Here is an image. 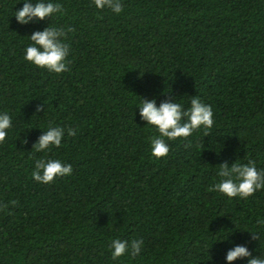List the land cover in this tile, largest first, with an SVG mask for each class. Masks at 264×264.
<instances>
[{"label": "trees", "instance_id": "16d2710c", "mask_svg": "<svg viewBox=\"0 0 264 264\" xmlns=\"http://www.w3.org/2000/svg\"><path fill=\"white\" fill-rule=\"evenodd\" d=\"M55 2L59 14L21 25L22 2L0 0V111L13 118L0 143V264H224L235 244L264 254V235L248 233L264 190L212 191L221 163L264 168V0H122L120 15ZM48 23L66 31L61 74L23 59ZM191 96L212 106L213 128L151 158L140 98L188 107ZM49 123L77 130L47 154L73 171L41 184L31 171L45 154L31 148ZM114 238L142 239L141 253L113 260Z\"/></svg>", "mask_w": 264, "mask_h": 264}, {"label": "clouds", "instance_id": "9594fccd", "mask_svg": "<svg viewBox=\"0 0 264 264\" xmlns=\"http://www.w3.org/2000/svg\"><path fill=\"white\" fill-rule=\"evenodd\" d=\"M20 2L23 6L15 11L13 16L21 25L50 20L61 12V5L55 0ZM90 6L97 10L108 9L115 15H120L123 11L122 0H91ZM27 37L29 44L25 47L23 56L26 62L56 74L69 70L67 57L70 47L65 42L67 35L64 28L48 23L42 30L34 31ZM135 109H139V118L145 122V126L153 128L157 133L150 138L149 143L150 157L154 159L167 156L170 147L166 141L186 139L198 130H203L207 134L215 123L212 106L204 103L199 96H191L188 107L177 102L175 97L159 104L155 99L140 98V104ZM12 121L13 118L7 111H0V143L5 141L9 130L12 129ZM41 132L31 149L34 153H44L45 156L35 160L31 178L41 184H50L56 178L71 176L73 171L71 164L48 157L47 154L52 149L62 146L65 132L68 136H75L77 130L49 123L46 130ZM239 161L240 159L235 160L230 166L227 162L219 164L216 170L219 180L213 185L212 191L229 199H247L254 193L264 190V168H258L256 160L251 158L247 159L246 163ZM10 203L15 204V201ZM248 233L255 240L264 235V216H257L254 228ZM217 241H227V237H221ZM143 243L142 239L128 241L114 238L109 245L111 257L118 260L126 253L131 257L138 256ZM237 260H245L246 264H264V254L253 256L246 244H235L226 251L224 264H233Z\"/></svg>", "mask_w": 264, "mask_h": 264}]
</instances>
